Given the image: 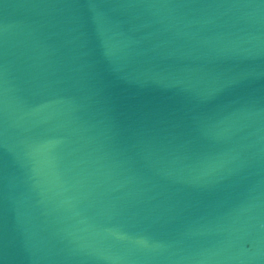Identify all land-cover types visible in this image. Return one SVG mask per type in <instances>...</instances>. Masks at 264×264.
<instances>
[{"label": "water", "instance_id": "obj_1", "mask_svg": "<svg viewBox=\"0 0 264 264\" xmlns=\"http://www.w3.org/2000/svg\"><path fill=\"white\" fill-rule=\"evenodd\" d=\"M0 264H264V0H0Z\"/></svg>", "mask_w": 264, "mask_h": 264}]
</instances>
